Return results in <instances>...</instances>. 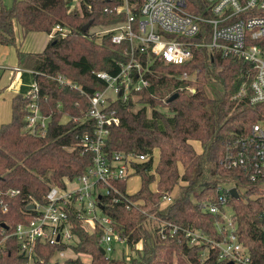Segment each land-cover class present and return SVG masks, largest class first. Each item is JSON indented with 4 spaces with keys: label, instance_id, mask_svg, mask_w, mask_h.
Segmentation results:
<instances>
[{
    "label": "trees",
    "instance_id": "1",
    "mask_svg": "<svg viewBox=\"0 0 264 264\" xmlns=\"http://www.w3.org/2000/svg\"><path fill=\"white\" fill-rule=\"evenodd\" d=\"M117 2L79 0L74 10H70L71 0H12L9 7L0 5V45L12 46L17 65L32 74L38 88L37 104L42 114L49 117L44 137L25 133L24 117L30 98L17 95L11 99L10 121L0 126V188L21 190V195L10 201L9 212L0 217V221H6L10 227L28 219L24 215L28 196L43 202L51 185L63 187L64 178L73 179L92 164L90 154L80 153L76 138L78 134L91 133L92 126L73 119L82 116L87 109L88 96L104 88L105 84L94 73L115 74L118 62L127 59L124 55L127 43L112 44L109 36L97 43L89 35L91 28L123 19L104 12V8ZM186 4L190 12L199 14L205 7V0H186ZM89 21L90 27L82 31ZM56 26L65 30V35L53 32L42 51L20 50L22 38L27 33L50 34ZM203 32L208 33L206 26H202L199 35ZM199 35L192 40L208 41V35L204 39ZM196 56L188 66L155 63L150 67L153 75H146L148 87L125 102L114 103L119 123L109 127L105 153L152 154L156 151L158 160L153 173H150L152 159L135 164L140 188L116 204L102 196L101 213L112 220L113 228L126 238L131 249L141 241L142 250L129 258L122 253L107 259L99 250L101 229L97 227L88 234L74 221L76 243L72 252L88 255L90 260L83 262L76 256L67 258L62 264H225L216 260L213 251L201 261L202 248L188 246L184 239H161L157 224L150 217L181 226L191 225L214 235L212 214L202 211L198 204L214 201L216 186L230 181L247 190L239 199L230 197L229 202L236 209L241 240L250 251L252 263L264 264V239L256 221L264 205V189L259 194L257 183H248L237 170L219 166L225 145L246 135L251 126L264 117V103L251 105L249 102V84L253 76L249 65L212 57L205 48L196 50ZM196 68H200V72L193 83L175 78L184 70ZM1 73L0 70V77ZM57 75L64 76L83 93L59 85L53 79ZM186 84L192 85L195 92L179 89ZM207 85H214L215 90L218 87L212 96L205 91ZM242 85L246 93L236 97ZM3 91L0 87V94ZM173 94L177 96L168 101ZM63 117L69 118L65 124L61 123ZM191 142L198 143L200 151H196ZM115 186L124 193L126 182L115 183ZM175 187L171 203L159 209L161 197ZM126 199L141 201V207L127 210ZM56 249L40 245L36 258L43 260L41 264H48ZM21 262L17 244L9 238L0 250V264Z\"/></svg>",
    "mask_w": 264,
    "mask_h": 264
},
{
    "label": "built area",
    "instance_id": "2",
    "mask_svg": "<svg viewBox=\"0 0 264 264\" xmlns=\"http://www.w3.org/2000/svg\"><path fill=\"white\" fill-rule=\"evenodd\" d=\"M117 1L115 5L104 8V12L122 16L123 19L106 26L94 27L89 35L97 43L104 36H109L110 42L115 45L127 43L124 52L127 59L125 62H118L119 69L115 74L106 71L94 73L105 84L104 88L89 95L87 109L82 116L73 119L80 124L88 122L92 126L91 133L84 132L76 136L80 153L90 154L92 164L77 177L64 178L63 187L51 185L43 202L28 196L25 200L26 212L24 211L28 218L26 222H18L10 227L6 221H0V250L9 238H13L22 258L21 264L43 263V260L36 258V249L40 245L57 248L48 264H62L70 258L66 257V251L73 253L72 246L76 243V236L73 234L74 221L88 234H92L97 227L101 229L98 245L107 259L115 257L116 252L118 255H126V250L131 249L126 238L113 228L112 220L102 215L101 197H108L116 204L135 193L128 192L127 188L122 193L115 183H127L135 175L134 165L150 159V173H153L158 160L157 152L149 154L115 151L108 155L104 147L109 127L119 123L114 103L125 102L148 87L149 80L146 75H153L150 67L155 63L188 66L197 57L196 50L205 48L212 57L249 65L253 71L249 84V102L251 105L264 103V0H205V7L199 14L188 10L186 0ZM202 26L208 28V33L203 32L200 36ZM55 31L65 35V30L59 26L52 29V33ZM197 35L201 39L208 35V41H193ZM199 72L200 68L184 70L175 78L193 83ZM247 73L246 77L250 75ZM53 79L61 86L83 93L77 85L62 75ZM179 89L195 92L190 84L180 86ZM245 93L242 85L236 97L240 98ZM37 94V85L32 82L26 94L30 100L26 105L23 131L35 137H44L49 117L42 114L37 104ZM68 119L63 117L61 123L65 124ZM219 166L237 170L248 183H257L261 194L264 189H261V184L264 186V117L256 121L246 135L225 145ZM231 189L236 190L237 198L231 195ZM246 191L236 185L235 181L218 184L214 201L207 200L198 204L202 211L212 214L214 235L191 225L181 226L150 218L157 224L156 229L161 239L178 237V241L186 240L188 246L202 248L201 261L206 260L213 251L216 260L225 264H253L250 251L241 240L236 209L229 202L230 197L239 199ZM175 193L176 189H173L162 196L159 209L166 208ZM259 194L251 195L258 197ZM20 195L21 190L18 188H0V217L9 212L10 201ZM126 201L127 210L132 207L138 209L142 204L141 201ZM256 221L258 232L264 239V205L257 214ZM2 223L7 226L6 229L1 226ZM141 250V241L136 242L131 249L133 254ZM126 256L129 258V255Z\"/></svg>",
    "mask_w": 264,
    "mask_h": 264
},
{
    "label": "crops",
    "instance_id": "3",
    "mask_svg": "<svg viewBox=\"0 0 264 264\" xmlns=\"http://www.w3.org/2000/svg\"><path fill=\"white\" fill-rule=\"evenodd\" d=\"M17 33H18V31H17ZM52 34H53L52 32L50 34H47L45 32H29L22 38V41L20 43V50L23 52H28V53L29 52H33V53L40 52L46 46V44L49 41V39L51 38ZM5 52H9V51L5 49ZM15 58H16V54L10 63L7 64L5 62L4 63L0 62V70L2 71L1 77H0V83H1L3 77H6V82H7L3 86L5 91H3L0 94V98L7 101V108H8V115H6V117H5V115H2L3 118L0 119V126L2 124L8 123L11 119V99L17 95H26L29 92L30 86L33 82V80H31L32 82L28 86L27 93H25V94H19L18 93L19 80L22 77V75L24 74V72L29 73L31 75V77H32V74L29 71H26L25 69L19 67L17 65V58L16 59ZM14 68H19L20 70L15 71ZM0 87H2V86H0ZM198 148H199L198 151H200L199 144H198ZM139 180H140V178H139ZM138 189H136L133 192H136Z\"/></svg>",
    "mask_w": 264,
    "mask_h": 264
},
{
    "label": "rangeland",
    "instance_id": "4",
    "mask_svg": "<svg viewBox=\"0 0 264 264\" xmlns=\"http://www.w3.org/2000/svg\"><path fill=\"white\" fill-rule=\"evenodd\" d=\"M78 1L79 0H71V7H70V10H74V8L77 7V4H78ZM11 3H12V0H0V5H4L6 7H9L11 6ZM90 30H94V28L90 29ZM89 30V31H90ZM5 49L8 50L9 52H5ZM11 49V50H10ZM13 57H15V51H14V48L12 46H9V45H0V62L1 63H10L12 60H13ZM16 59V58H15ZM10 60V61H9ZM9 61V62H8ZM7 73V72H6ZM32 80V77L29 73L27 72H24V74L22 75V77L20 78L19 80V88H18V93L19 94H25L27 93V89H28V86L31 84V81ZM6 77H3L2 78V81L0 83V86H4L6 84ZM218 89V87H216V90ZM215 88H214V85H207V88H205V91L207 94H214V91H216ZM5 91V89H4ZM149 113V111H148ZM167 113V112H166ZM2 115H8V108H7V101L6 100H3L2 98H0V119L3 118ZM193 147L195 148L196 151L199 150L198 148V143L196 142H191ZM140 187V180H139V176L137 175H133L131 176L127 183H126V188H127V191L128 192H133L135 191L136 189H138ZM176 189V188H174ZM127 253L126 255H134L130 250H126ZM83 262H89L90 260V257L88 255H83V254H79L77 255ZM117 256H120L118 255V253L116 252L115 254V257ZM66 257H70V258H75L76 255H74L73 253H71L70 251H66Z\"/></svg>",
    "mask_w": 264,
    "mask_h": 264
},
{
    "label": "water",
    "instance_id": "5",
    "mask_svg": "<svg viewBox=\"0 0 264 264\" xmlns=\"http://www.w3.org/2000/svg\"><path fill=\"white\" fill-rule=\"evenodd\" d=\"M90 25H91V21L87 22V23L82 27L81 30H82V31H86V30L90 27ZM176 96H177V94H173V95H171V97H169L168 101L173 100ZM230 193H231V195H232L233 197H235V198L238 197V195H237L235 189H231V190H230ZM1 226H2L3 228H5V229L7 228V226H6L4 223H2ZM99 250H100V253L103 255V254H104V251H103L102 249H99ZM228 264H231V263H228Z\"/></svg>",
    "mask_w": 264,
    "mask_h": 264
}]
</instances>
